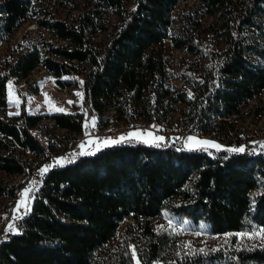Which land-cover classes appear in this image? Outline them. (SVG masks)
I'll list each match as a JSON object with an SVG mask.
<instances>
[{
    "label": "trees",
    "instance_id": "trees-1",
    "mask_svg": "<svg viewBox=\"0 0 264 264\" xmlns=\"http://www.w3.org/2000/svg\"><path fill=\"white\" fill-rule=\"evenodd\" d=\"M180 1L87 0L67 21L44 0H0V43L25 21L40 29L36 42L17 41L0 59V197L16 191L5 176L43 165L46 149L67 151L92 113L104 127L111 117L165 123L177 110L187 132L227 139L240 108L264 89V0H198L214 20L200 26L196 10L182 11L178 33L171 25ZM164 39L200 60L179 89L165 85ZM35 67L60 87L78 85L82 110L29 112L21 97L8 114V82ZM122 138L68 155L40 176L21 231L0 245V264H133L131 246L142 264H264V241L183 249L157 218L211 234L264 228V154L253 153L260 140L236 152L228 145H240L238 135L220 150ZM125 220L123 246H107Z\"/></svg>",
    "mask_w": 264,
    "mask_h": 264
},
{
    "label": "rangeland",
    "instance_id": "rangeland-1",
    "mask_svg": "<svg viewBox=\"0 0 264 264\" xmlns=\"http://www.w3.org/2000/svg\"><path fill=\"white\" fill-rule=\"evenodd\" d=\"M44 1L46 2L47 7L50 9V11L53 12L56 17L64 18L67 21L74 20L77 12L84 10L85 4L87 2V0ZM198 4V0H182L178 2L173 9L172 16L174 21L171 25V30L180 33L178 28L179 21L177 19V15L182 11L196 10L197 18H199L201 22L200 26H207L208 23L212 22L214 20V17L207 15L205 12L202 11L201 8H197ZM113 18L114 17L112 14L108 15L109 24L113 21ZM39 30L40 29L36 26V24H34V22H23L8 38H6L0 43V59L12 50L14 44L17 41L22 42L24 45L29 44L31 42H36L38 39ZM107 32L108 30L99 32L94 37V42L97 45L104 43L107 38ZM53 40L58 43L61 42L56 39ZM162 49L164 54L166 71L165 85L171 89H179L181 85L185 84V77L193 75L192 68H195L199 64L200 60H197L196 55H192L191 53L187 52L184 48L174 47L168 39L163 40ZM76 78L79 79L80 75H77ZM7 97L9 101V104L7 106L8 114L17 111L19 100L21 97L24 98L26 109L29 112L50 113L54 111H60L59 109H62V111L70 112H77L82 110L80 87L78 85H71L67 87L58 86L54 82L53 77L41 67H35L29 72L27 76L23 78H12L7 84ZM69 101H71V103H69ZM181 106L182 104H177V108H180ZM109 114L110 113H108V116ZM179 116L180 113L177 110L172 111L169 114L168 121L166 123L172 127L181 126V124L177 121ZM96 117L98 116L96 115ZM111 120L112 121H110L107 126L100 127L98 129L102 130L109 127L111 128V130L114 129L118 131H126L128 128V131L126 133L128 134L127 136H129V133H139V137H134L142 139L144 141L162 140V125L153 126V129H151L150 123L142 119H136L133 124H126L121 120H116L112 117ZM87 121L92 122L91 117H88L87 120L84 121L83 132L79 136H77V142L70 143V145L72 144L74 147L72 146V150H70L71 152L69 151V153L79 151L81 145L84 144V138L87 137V133L85 132L88 131ZM234 121V128L228 135L227 139L224 141H219L217 138L208 136L206 134L201 136L189 133L183 145L189 148L199 146L194 143V141L197 140L211 141L215 144L223 145L226 141H236L235 137L238 135V133L241 132H244L245 141L254 142L256 140L264 139V89L257 97L251 99L246 105H243L240 108L239 112L234 117ZM41 124H50V126H52V132L58 133L59 135L64 132L60 130V128L54 126L49 118L43 119L41 121ZM189 137L193 138V142H189ZM89 141L92 142V146L103 143L97 142L91 137L87 139V142L85 143V145H83L84 147H81L82 151H88L89 149H91L87 148ZM59 153H64V150L60 151ZM24 156L33 158L31 153L29 152H24ZM4 179L6 184H8L9 186H14L16 187V189H18L21 186L20 184L23 183V176H5ZM22 191H20V193ZM18 201H20V196L13 203V207L10 213L11 216H14V207L16 206ZM8 205L9 201H7V199L3 197H0V227L2 225L5 226L8 224V217L3 220V213L8 208ZM157 218L162 221L163 226L168 230L172 238L177 241L180 247H182L183 249L187 247L203 248L222 245H234L235 243L258 244L264 241V228L262 227L253 228L250 231L236 232L233 234H211L201 228L193 229L189 226L185 219L178 220L168 218L166 216H159ZM126 221L128 220H125L119 226L114 238L106 244L107 246H123L122 230ZM232 236L234 237L236 242H231ZM131 250L133 253H135L134 247L131 246ZM133 264H142L138 260L136 254L133 255Z\"/></svg>",
    "mask_w": 264,
    "mask_h": 264
},
{
    "label": "built area",
    "instance_id": "built-area-1",
    "mask_svg": "<svg viewBox=\"0 0 264 264\" xmlns=\"http://www.w3.org/2000/svg\"><path fill=\"white\" fill-rule=\"evenodd\" d=\"M92 122L91 121H87L88 122V131H87V137L84 138V144L87 142V139L89 138H93L95 139L97 142H103L105 143L106 141H115L119 138H122L128 134V128L126 131H118V130H111V128H106V129H98L100 127L97 126L96 124V120L97 117L95 115V113H92L90 115ZM150 128L153 129V126H161L162 125V138L166 141V142H170L173 146H182L184 141L186 140L187 136L189 133H193V134H197L199 135V133H201L199 130L194 129L191 132H187L184 127L181 126H169L166 122L165 123H161V122H157V121H150ZM108 125V124H107ZM106 125V126H107ZM105 127V126H104ZM238 137L241 138V145H228L230 148L232 149H237V148H243L248 146L249 144H251L252 142L250 141H245L244 139V132L238 133ZM71 138V142H73L75 135ZM60 139H57V142H59ZM109 142V143H110ZM71 146V145H69ZM84 147V146H83ZM264 150V139H261L258 143V145L253 149V153H256L258 151L262 152ZM82 149L80 147L79 151H74V153H78L81 152ZM46 158L44 159V163L40 168L46 167V166H50L52 164H56V161L59 160H63L66 156L73 154V153H67V151L65 153H57V149L56 150H49L46 149ZM24 168H28V165L24 166ZM40 168H36V169H32V179H31V183L27 184V188H32L34 184L38 183L41 174L39 173V169ZM20 200H21V196H20ZM17 205V204H16ZM25 212V209L23 207H21L19 210H16V206L14 207V216H8V224L7 226L2 230L1 236L2 235H6L12 231H6V229H8L9 224H12L15 226V231H19L21 230L22 226H17V219H14V217L16 216H21L23 213ZM1 236H0V240H1Z\"/></svg>",
    "mask_w": 264,
    "mask_h": 264
},
{
    "label": "snow or ice",
    "instance_id": "snow-or-ice-1",
    "mask_svg": "<svg viewBox=\"0 0 264 264\" xmlns=\"http://www.w3.org/2000/svg\"><path fill=\"white\" fill-rule=\"evenodd\" d=\"M83 83V82H81ZM79 95V94H78ZM69 103H71V101H69ZM60 111H62V109H59ZM139 133H129V136H137L139 137ZM123 139V138H122ZM157 139H161V138H157ZM189 142H193V138L189 137L188 138ZM109 141H106L105 143H108ZM113 143L118 142V141H111ZM195 144L202 146V147H209V148H216L217 150H220V145L215 144L214 142L211 141H194ZM81 147H83V145H81ZM229 151H236V152H243L244 149L243 148H237V149H229ZM60 161L57 160L56 164H59ZM50 166H46L43 168L39 169V173L42 175L44 173H46L49 170ZM32 192V189L30 188H25L21 193V200L17 202L16 205V210H19L21 207H23L25 209V213H27L28 211H30V206H29V202H30V193ZM14 219H20L19 216L14 217ZM6 231H15V226L12 224H9L8 229H6ZM133 255H135V253H133Z\"/></svg>",
    "mask_w": 264,
    "mask_h": 264
},
{
    "label": "bare ground",
    "instance_id": "bare-ground-1",
    "mask_svg": "<svg viewBox=\"0 0 264 264\" xmlns=\"http://www.w3.org/2000/svg\"><path fill=\"white\" fill-rule=\"evenodd\" d=\"M95 115H97V114H95ZM98 116V115H97ZM86 129V128H85ZM85 131V130H84ZM85 133H87V131L85 132ZM200 135V134H199ZM202 136V135H201ZM77 139V138H76ZM244 139H245V137H244ZM74 142H77L76 140L74 141L73 140V143ZM79 144V143H78ZM234 145H238V144H236V143H233ZM232 144V145H233ZM240 145H241V143H240ZM73 146V145H72ZM72 146L70 147V149L69 150H67V153H69V151L70 150H72ZM74 147V146H73ZM177 148H180L181 146H176ZM65 152H66V150H65ZM64 152V153H65ZM71 152V151H70ZM263 152V154H264V150L262 151ZM71 155V154H70ZM38 166V165H37ZM42 166V165H41ZM40 166V167H41ZM40 167H35V168H33V169H36V168H40ZM29 168V167H28ZM26 169V168H25ZM27 174H25V175H23V183L22 184H20L21 186L18 188V189H16V191H15V194H14V197L11 199V200H9V205H8V208L5 210V212L3 213V220H5L9 215H10V213H11V209H12V207H13V203L17 200V198L20 196V191H22V190H24L27 186V183H31V179H32V170H30V171H28V172H26ZM17 177V176H16ZM20 190V191H19ZM14 206H15V204H14ZM24 214V213H23ZM11 216V215H10ZM22 216V215H21ZM20 216V217H21ZM18 221H19V219H17V225H18ZM7 225H5V226H1L0 227V236H1V233H2V230L6 227ZM22 229V228H21ZM19 231H21V230H19ZM13 233H15L14 231H12V232H10V233H8V234H6V235H2L1 236V240H0V245H1V243H3L6 239H7V237L10 235V234H13Z\"/></svg>",
    "mask_w": 264,
    "mask_h": 264
},
{
    "label": "crops",
    "instance_id": "crops-1",
    "mask_svg": "<svg viewBox=\"0 0 264 264\" xmlns=\"http://www.w3.org/2000/svg\"><path fill=\"white\" fill-rule=\"evenodd\" d=\"M92 142L91 141H89V144H88V146H87V148L89 149V148H91V149H87L88 150V152H91V151H93L94 149H96L99 145H101V144H97V145H95V146H92V144H91Z\"/></svg>",
    "mask_w": 264,
    "mask_h": 264
}]
</instances>
